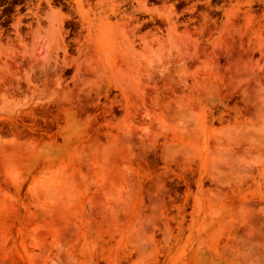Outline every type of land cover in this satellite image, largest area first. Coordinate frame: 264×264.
Listing matches in <instances>:
<instances>
[{
  "label": "rangeland",
  "instance_id": "rangeland-1",
  "mask_svg": "<svg viewBox=\"0 0 264 264\" xmlns=\"http://www.w3.org/2000/svg\"><path fill=\"white\" fill-rule=\"evenodd\" d=\"M0 264H264V0H0Z\"/></svg>",
  "mask_w": 264,
  "mask_h": 264
}]
</instances>
